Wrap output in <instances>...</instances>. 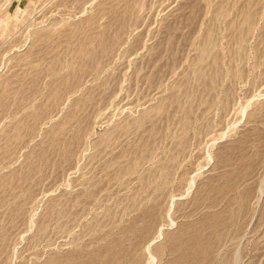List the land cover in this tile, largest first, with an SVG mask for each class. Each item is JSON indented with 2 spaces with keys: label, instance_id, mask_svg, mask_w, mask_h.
<instances>
[{
  "label": "rangeland",
  "instance_id": "rangeland-1",
  "mask_svg": "<svg viewBox=\"0 0 264 264\" xmlns=\"http://www.w3.org/2000/svg\"><path fill=\"white\" fill-rule=\"evenodd\" d=\"M0 264H264V0H0Z\"/></svg>",
  "mask_w": 264,
  "mask_h": 264
},
{
  "label": "bare ground",
  "instance_id": "bare-ground-1",
  "mask_svg": "<svg viewBox=\"0 0 264 264\" xmlns=\"http://www.w3.org/2000/svg\"><path fill=\"white\" fill-rule=\"evenodd\" d=\"M149 250V249H148ZM150 263V262H149Z\"/></svg>",
  "mask_w": 264,
  "mask_h": 264
}]
</instances>
